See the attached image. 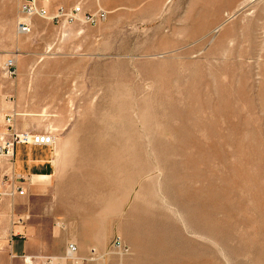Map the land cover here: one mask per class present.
<instances>
[{"label":"rangeland","instance_id":"1","mask_svg":"<svg viewBox=\"0 0 264 264\" xmlns=\"http://www.w3.org/2000/svg\"><path fill=\"white\" fill-rule=\"evenodd\" d=\"M23 3L0 0V70L57 164L12 206L30 231L100 264H264V0Z\"/></svg>","mask_w":264,"mask_h":264},{"label":"crops","instance_id":"2","mask_svg":"<svg viewBox=\"0 0 264 264\" xmlns=\"http://www.w3.org/2000/svg\"><path fill=\"white\" fill-rule=\"evenodd\" d=\"M4 57V55H1L0 61L3 62ZM2 70L3 68L0 70V136L13 131L48 132L36 127L32 122H25L18 112V108L11 107L8 99V76ZM9 118L10 122L8 121ZM55 156L53 145L43 146L21 143L15 145L13 177L16 183L25 190L24 196L27 195L28 199L34 194L45 191L48 186L43 185L41 182L46 180L51 182L56 175ZM3 170L4 165H0V172ZM2 182L0 174V183ZM24 196H4L1 199L3 204L0 208V264H45L47 256L58 258V264H75V260L67 258L66 253L63 252L65 243L62 244L60 249L52 250L50 242L47 241L48 238H45L39 232L33 234L30 231V222H26L27 216L22 217L23 212L14 213L12 206L15 207V203L19 199L21 201ZM81 255L80 258L83 259V264H100L98 261H92L85 257V250Z\"/></svg>","mask_w":264,"mask_h":264},{"label":"built area","instance_id":"3","mask_svg":"<svg viewBox=\"0 0 264 264\" xmlns=\"http://www.w3.org/2000/svg\"><path fill=\"white\" fill-rule=\"evenodd\" d=\"M37 1L38 0H24V3L22 5V11L29 15L35 12L44 15V10L37 9ZM58 12H61L63 15L68 16L70 19H74L81 14L82 10L80 6H76L71 11L59 8ZM105 18L106 12L103 10H98L95 13L88 14L85 16V20L93 24L104 20ZM18 28L22 32L30 31L29 24L26 22H20ZM4 70L5 74L9 78H14L15 76H17L16 60L12 58L7 59V61L4 63ZM8 121L10 122V118L8 119ZM54 138L55 137L52 135V133H34L31 131H13L12 133L3 134L0 137V165H4V170L0 172L3 181L2 183H0V200L4 196H21L25 194V190L16 183L13 177V155L15 145L17 143H21L29 145L52 146L54 145ZM111 247L114 254L120 256H127L130 254V247L120 236L114 238ZM67 250V258L75 260V264H83V259L78 256V246L76 243L69 242ZM45 264H58V261H56L53 256H47L45 258Z\"/></svg>","mask_w":264,"mask_h":264}]
</instances>
